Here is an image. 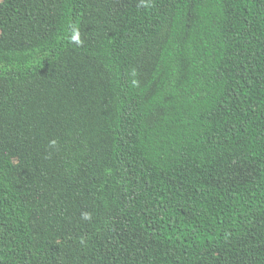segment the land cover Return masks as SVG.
I'll use <instances>...</instances> for the list:
<instances>
[{
  "label": "trees",
  "instance_id": "obj_1",
  "mask_svg": "<svg viewBox=\"0 0 264 264\" xmlns=\"http://www.w3.org/2000/svg\"><path fill=\"white\" fill-rule=\"evenodd\" d=\"M0 264H264V0H0Z\"/></svg>",
  "mask_w": 264,
  "mask_h": 264
},
{
  "label": "clouds",
  "instance_id": "obj_2",
  "mask_svg": "<svg viewBox=\"0 0 264 264\" xmlns=\"http://www.w3.org/2000/svg\"><path fill=\"white\" fill-rule=\"evenodd\" d=\"M85 218H87V216H85Z\"/></svg>",
  "mask_w": 264,
  "mask_h": 264
}]
</instances>
